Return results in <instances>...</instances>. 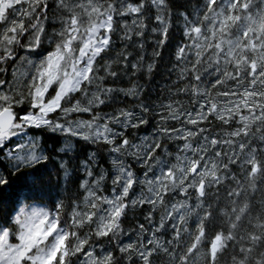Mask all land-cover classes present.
<instances>
[{
  "label": "snow or ice",
  "instance_id": "1",
  "mask_svg": "<svg viewBox=\"0 0 264 264\" xmlns=\"http://www.w3.org/2000/svg\"><path fill=\"white\" fill-rule=\"evenodd\" d=\"M0 264H264V0H0Z\"/></svg>",
  "mask_w": 264,
  "mask_h": 264
},
{
  "label": "trees",
  "instance_id": "2",
  "mask_svg": "<svg viewBox=\"0 0 264 264\" xmlns=\"http://www.w3.org/2000/svg\"><path fill=\"white\" fill-rule=\"evenodd\" d=\"M178 39V34L174 35L172 37V42L175 43V41ZM121 45L117 41V48H119ZM147 54L150 55L152 52V49L155 47L154 44V37L149 36L147 41ZM172 46L168 45L162 50V57L157 61V69L155 70L152 78L149 80L147 77H143L140 79V83L145 84L150 89V94L153 99H156L157 96H159L163 91H166L167 89L172 87L173 81L176 80L175 72L172 70ZM123 87L130 86L127 82L122 84ZM87 115V114H85ZM151 129H141L140 132L134 133V135H144ZM90 151L95 150V146H89ZM102 166L107 167L108 163L102 161ZM139 215V213H137ZM142 218V217H141Z\"/></svg>",
  "mask_w": 264,
  "mask_h": 264
},
{
  "label": "rangeland",
  "instance_id": "3",
  "mask_svg": "<svg viewBox=\"0 0 264 264\" xmlns=\"http://www.w3.org/2000/svg\"><path fill=\"white\" fill-rule=\"evenodd\" d=\"M84 118H87V115H85V117ZM145 135V134H144ZM140 136H143V135H140ZM109 167V164H108V166L107 167H105V168H108Z\"/></svg>",
  "mask_w": 264,
  "mask_h": 264
}]
</instances>
